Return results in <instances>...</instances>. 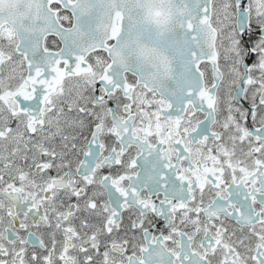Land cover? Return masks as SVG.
I'll list each match as a JSON object with an SVG mask.
<instances>
[{"label": "snow or ice", "instance_id": "obj_1", "mask_svg": "<svg viewBox=\"0 0 264 264\" xmlns=\"http://www.w3.org/2000/svg\"><path fill=\"white\" fill-rule=\"evenodd\" d=\"M0 264H264V0H0Z\"/></svg>", "mask_w": 264, "mask_h": 264}]
</instances>
